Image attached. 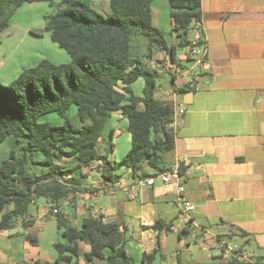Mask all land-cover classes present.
Returning a JSON list of instances; mask_svg holds the SVG:
<instances>
[{
  "label": "crops",
  "instance_id": "obj_1",
  "mask_svg": "<svg viewBox=\"0 0 264 264\" xmlns=\"http://www.w3.org/2000/svg\"><path fill=\"white\" fill-rule=\"evenodd\" d=\"M166 1L169 8L159 0L152 4L153 25L164 36L165 29L172 28ZM201 27L207 50L196 88H185L187 75L171 76V89L161 95L171 104L168 94L176 91V104L185 110L170 125L174 149L166 168L180 163L179 181L186 198L195 205L191 219L196 227L189 230L178 219L172 184L164 185L155 178L154 184L147 186L132 178L129 168L118 166L131 148L127 118L120 112L112 114L104 133L110 139L106 156L115 165L116 181L122 187L109 192L110 185L93 163L70 174L71 193L61 205L68 225L77 229L87 216L119 224L133 264H146L153 254L151 264H177L185 245L186 258L197 263L225 262L238 249L247 253L243 246H229L226 238L254 243L257 255L262 256L259 261L264 263V0H201ZM163 56L155 49L152 59ZM143 85L142 79L132 85L134 95L141 96ZM72 163L62 161L60 165L70 168ZM42 171L40 167L36 174ZM33 205L34 212L29 211L11 229L0 231V263H55L53 245L62 238L52 205L46 201L37 204V200ZM156 225L169 230H153ZM27 234L36 238L35 245L26 241ZM190 243L206 255L195 257ZM220 243L232 250L229 255L223 254ZM78 247L87 251L81 241ZM242 259L252 264L258 261L248 253ZM69 264L86 263L78 258ZM87 264L104 262L94 257Z\"/></svg>",
  "mask_w": 264,
  "mask_h": 264
},
{
  "label": "trees",
  "instance_id": "obj_2",
  "mask_svg": "<svg viewBox=\"0 0 264 264\" xmlns=\"http://www.w3.org/2000/svg\"><path fill=\"white\" fill-rule=\"evenodd\" d=\"M37 1L44 0H0V35L18 8ZM154 1L110 0V14L103 16L94 10L93 0H62L60 8L45 18L44 31L70 61L56 65L44 59L24 69L10 85L0 83V144L13 135L23 149L22 157L11 152L0 161V231L25 219L29 207L43 198L57 210L54 217L62 238L53 245L57 253L54 264H69L78 258L87 264L94 257L104 264H133L119 224L105 223L101 216H87L77 229L68 225L61 205L71 193L70 174L93 163H97L106 185L116 182L115 165L108 156L100 155L97 147L107 121L117 112L127 118L131 142L118 166L129 168L135 180L167 170V157L174 149L175 135L170 127L173 109L169 102L156 97L155 70L146 65L155 49L175 61L177 49L190 45L187 36L191 32L198 30L203 36L201 0H168L170 34L176 39L171 45L153 25ZM137 37L146 41L144 54ZM139 79L144 85L141 96H136L132 85ZM72 107L77 124L67 117ZM50 114L62 123L42 121ZM62 161H73V166L60 165ZM29 163L44 172L30 174ZM57 177L65 178V184H59ZM162 228L169 230L168 226L152 227ZM25 238L32 245L37 243L29 234ZM78 241L87 251H80ZM153 258L154 254L145 263L151 264ZM255 258L257 264H264L259 261L262 256ZM177 264L252 263L243 260L238 249L225 262L179 260Z\"/></svg>",
  "mask_w": 264,
  "mask_h": 264
},
{
  "label": "rangeland",
  "instance_id": "obj_3",
  "mask_svg": "<svg viewBox=\"0 0 264 264\" xmlns=\"http://www.w3.org/2000/svg\"><path fill=\"white\" fill-rule=\"evenodd\" d=\"M61 1L62 0H44L40 2H32L30 4H24L14 12L8 27L3 30L0 35L1 84L10 85L24 69L36 66L41 60L45 59L56 65L66 62L68 63L70 61V58L66 54V52L64 50H61L56 44L52 43L49 38V34L44 31L45 18L52 15L58 8H60ZM109 2L110 0H93L92 6L94 10H96L99 14L107 16L110 14ZM159 2H164L165 7L169 8L166 0H159ZM166 30L167 29H165L164 32L166 33L165 37L167 41L169 43H174L176 40L175 34L171 35L170 31ZM193 36L194 32H191L187 36V38L190 40L193 38ZM136 39H139L138 44L140 45L141 53L144 54L146 46L145 39L143 37H137ZM185 54V48H178L176 58L177 60L179 59L183 66L189 68L191 66V62L188 63L186 60H183ZM151 60L153 61L154 59ZM152 61H149V63H147V68L152 69V66L150 65ZM154 75L156 78V97L161 98L163 92L171 89L172 87L171 74L166 70H155ZM134 89L136 91L138 89V86L136 85ZM67 117L72 123L77 124L74 107H72L68 111ZM53 120H55V122H53ZM42 121L51 124L62 123V120L54 114L45 116ZM101 137L102 138L97 147V152L104 155L109 154L110 139L108 138L107 134L104 133V131ZM11 152H14L16 156H23L22 146L16 143V139L13 135L8 136L5 141L0 144V161L7 159ZM28 166V171L30 172V174H36V172H38V170L40 169V166H31L30 163L28 164ZM43 201V198H39L37 199V204H41ZM34 207L35 206L32 204L29 207V211L34 212ZM11 232L12 230L8 231V233ZM225 240V242L228 243V245L232 248H239L240 246H243V248L246 249L247 253L250 254L253 258H255V256H258L257 247L254 243L249 242L245 244V242L237 239L230 240L226 238ZM190 245L191 250L195 253V257H203L202 255H206L205 251H200L195 247L193 243H190ZM187 247L188 245H185L180 250L181 258L184 262H191L185 256ZM215 254H218L217 250L215 251Z\"/></svg>",
  "mask_w": 264,
  "mask_h": 264
},
{
  "label": "built area",
  "instance_id": "obj_4",
  "mask_svg": "<svg viewBox=\"0 0 264 264\" xmlns=\"http://www.w3.org/2000/svg\"><path fill=\"white\" fill-rule=\"evenodd\" d=\"M204 35V33H203ZM186 54L184 58L191 62L189 68H183L180 65V62L175 59L173 61L169 56H163V59H154L151 62L153 70H166L168 71L173 78H180L183 75H187L188 79L185 85V88L189 91H192L196 88L197 82L200 77V72L205 65L206 57V42L204 36L200 32L194 31V36L190 39V45L185 48ZM168 96L171 99L172 109H173V120L176 116L184 114V107L182 105L176 104L178 99V94L176 91L170 92ZM180 177V163L175 162L163 172L157 173L155 176H149L147 178L141 179L140 183H143L147 186H152L154 184L155 178H158L164 185L172 184L174 190V201L177 207L179 208L178 219L184 222V226L189 230H192L196 227L193 220L191 219V214L195 211V205L189 201L185 196V189L181 182L179 181ZM57 182L59 184H65V178L57 177ZM122 187L120 181H116L112 186L109 187V192L113 193L115 188ZM131 195H135V190H131ZM56 209H51V213L55 214ZM171 230H174L175 227L171 226ZM222 247V252L224 255H229L231 249L220 243ZM247 253H242V258L246 257Z\"/></svg>",
  "mask_w": 264,
  "mask_h": 264
}]
</instances>
